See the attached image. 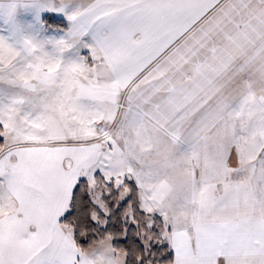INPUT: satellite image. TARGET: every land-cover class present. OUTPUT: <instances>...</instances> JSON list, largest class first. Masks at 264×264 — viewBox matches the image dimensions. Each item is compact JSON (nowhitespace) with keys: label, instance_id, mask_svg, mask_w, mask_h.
<instances>
[{"label":"snow or ice","instance_id":"obj_1","mask_svg":"<svg viewBox=\"0 0 264 264\" xmlns=\"http://www.w3.org/2000/svg\"><path fill=\"white\" fill-rule=\"evenodd\" d=\"M157 7L85 0L68 20L77 34L96 33L87 55L66 63L69 41L52 53L26 41L17 66L21 53L0 40V70L15 84L42 66L84 69V90L68 106L91 119L99 105L88 89L118 67L143 14ZM111 152L71 123H45L38 104L24 112L13 98L0 107V264H264V159L258 174L194 181L169 199L124 173Z\"/></svg>","mask_w":264,"mask_h":264},{"label":"crops","instance_id":"obj_2","mask_svg":"<svg viewBox=\"0 0 264 264\" xmlns=\"http://www.w3.org/2000/svg\"><path fill=\"white\" fill-rule=\"evenodd\" d=\"M84 2L0 0V15H12L15 31L17 15H24L25 41L34 44L35 39L46 52L52 53L58 41H69L71 47L60 54L64 60L87 53V45L94 42L96 33L77 34L63 16ZM154 2L160 7L143 14L141 28L129 36L118 67L102 73L100 88L115 95L114 104L113 109L110 104L103 107L97 100L102 107L92 114V136L110 144L113 163L124 173L139 174L169 199L194 181L218 184L229 176L238 180L253 170L258 174L264 159V112L245 118L230 114L240 109L239 86L226 89L225 79L234 75L241 57L242 38L234 33L240 35L246 21L252 28L264 20V0ZM54 16L69 21L68 33L42 21ZM5 28L0 16V30ZM97 85L101 83L92 87ZM253 99L250 109H264V97Z\"/></svg>","mask_w":264,"mask_h":264},{"label":"rangeland","instance_id":"obj_3","mask_svg":"<svg viewBox=\"0 0 264 264\" xmlns=\"http://www.w3.org/2000/svg\"><path fill=\"white\" fill-rule=\"evenodd\" d=\"M70 10H72V8H70ZM249 12L251 13L252 11L249 10ZM69 15L70 14H64L63 16L66 17ZM0 16L2 27H6L0 30V40H3L8 46L21 53V57L18 58L16 62L17 66H19L26 55L24 15H17L18 21L16 31L12 30V15L2 13ZM36 16L40 19L42 15L38 14ZM42 21L47 23L50 27H53V29L63 30L66 33H68V28H70L68 25L69 21L63 18L59 19L54 16L47 17L46 19L43 17ZM254 23H256L255 26L253 25L254 27L248 28L249 26L246 21L240 29V35H238L237 32L234 33L235 37L239 36L242 38L243 45L240 50L241 57L238 64L235 62L233 70L234 75L231 77L227 76L225 79L226 89L233 88L234 84L239 86V102L237 104H239L238 107L240 109L233 111V108L229 113H234L235 116L238 114L242 118L261 116L264 112V109H261L259 106L256 108V111L255 109L252 110L249 108L254 100V95H256L258 99L259 96L264 97V20ZM70 33V35L73 36L72 30ZM33 41H35L34 44L37 45L38 41L35 39ZM38 46L40 47V45ZM84 55H87V53L82 52L80 55H75L74 58L65 56L66 58L63 61L66 63L75 62ZM45 67L47 70H44ZM60 71L63 72V75L58 81L57 73ZM6 72L7 70H0V107L7 105L13 98H17L24 112H28L34 105L38 104L44 113L45 123L59 125L68 122L83 136H92V117L91 119H83L79 114H72V110L68 106L73 90H84L83 86L80 84L82 79H87L84 69L79 67H68L61 70L58 64L55 66H42L40 69L35 70L33 74L26 76L23 81L18 80L15 84L9 82ZM103 85L104 81L101 82V85H97L96 88L91 86L88 91L92 92V88L94 91H101L100 93H94L97 100L103 101V103L101 102L103 107H107L110 104L112 107L110 105L109 107L113 109L114 102L111 101V99H114L115 95L104 93L105 88H100V86ZM254 90H257V94ZM252 91L253 95L251 94ZM236 97L237 96H235V99ZM118 106L120 107V111L117 120L123 109V103H118L116 107ZM99 107H102V105H99ZM234 107L237 106L234 105ZM114 110L116 111V108H114ZM253 111H255V114ZM120 126L121 122L115 127V132L119 131ZM98 128L99 126L97 127V131L99 130Z\"/></svg>","mask_w":264,"mask_h":264},{"label":"bare ground","instance_id":"obj_4","mask_svg":"<svg viewBox=\"0 0 264 264\" xmlns=\"http://www.w3.org/2000/svg\"><path fill=\"white\" fill-rule=\"evenodd\" d=\"M104 135V134H103Z\"/></svg>","mask_w":264,"mask_h":264},{"label":"trees","instance_id":"obj_5","mask_svg":"<svg viewBox=\"0 0 264 264\" xmlns=\"http://www.w3.org/2000/svg\"><path fill=\"white\" fill-rule=\"evenodd\" d=\"M90 250V249H89Z\"/></svg>","mask_w":264,"mask_h":264}]
</instances>
